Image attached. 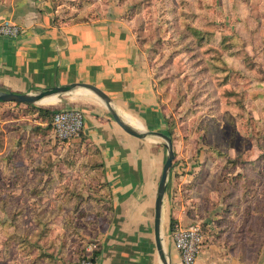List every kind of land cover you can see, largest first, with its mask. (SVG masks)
Segmentation results:
<instances>
[{"label": "rangeland", "instance_id": "obj_1", "mask_svg": "<svg viewBox=\"0 0 264 264\" xmlns=\"http://www.w3.org/2000/svg\"><path fill=\"white\" fill-rule=\"evenodd\" d=\"M125 1L154 71L174 162L192 175L186 185L192 199L205 215L214 214V226L220 212L226 213L218 221L224 224L233 211L251 212L257 245L247 252L258 259L255 264H264V0ZM194 30L204 35L202 40ZM68 96H60L55 105L33 106L62 110ZM34 120L29 118L26 131L16 138L11 163L0 164V193L20 188L45 195L37 211L25 203L22 229H6L10 214L0 212V264H75L107 221L106 213H100L106 188L95 167L98 154L80 138L60 141L52 130L35 132ZM37 212L39 221L51 223L47 232L36 229L32 216ZM193 224L206 240L208 224ZM9 233L14 240L5 244Z\"/></svg>", "mask_w": 264, "mask_h": 264}, {"label": "crops", "instance_id": "obj_2", "mask_svg": "<svg viewBox=\"0 0 264 264\" xmlns=\"http://www.w3.org/2000/svg\"><path fill=\"white\" fill-rule=\"evenodd\" d=\"M127 8L125 0H0V23L9 21L23 29L16 38L0 37V91L36 94L54 86L90 84L102 90L118 115L138 131L167 133L168 118L149 55L139 44L133 21L126 17ZM14 107L16 103L0 102V134H4L0 164L11 163V149L19 145L16 138L32 117L26 114L27 106ZM63 109L84 113L83 137L98 152L103 181L111 191L112 211L100 224L95 264H162L154 217L164 143L126 134L104 102L86 89L70 93ZM32 118L37 123L34 131L45 133L43 122ZM185 171L175 163L163 201V246L169 263L183 264L172 236L174 226L205 222L210 235L197 264H255L258 259L247 252L257 245L251 212L233 211L225 224L218 222L226 216L220 212L214 226L210 218L214 214L205 215L192 199L193 191L186 185L193 178ZM30 193L20 188L0 193V212L12 214L26 202L39 207L38 193L28 200L35 197Z\"/></svg>", "mask_w": 264, "mask_h": 264}, {"label": "water", "instance_id": "obj_3", "mask_svg": "<svg viewBox=\"0 0 264 264\" xmlns=\"http://www.w3.org/2000/svg\"><path fill=\"white\" fill-rule=\"evenodd\" d=\"M77 88H83L96 94L104 102L110 114L112 115L114 121L126 134L141 140H145L150 137H155L165 141L164 146L167 150V157L163 166V173L157 190V196L155 202L154 234H155L156 248L162 264H170L163 246L162 213H163V201L167 192L168 178L173 168V162L176 158L172 138H170L168 135H166L163 132L138 131L118 115V113L114 110V108L111 105L110 98L102 90L90 84L76 83L63 87L54 86L53 88L44 90L36 94H17L13 92L0 91V102L25 104V105H37L45 98H49V97L59 98L62 95H69Z\"/></svg>", "mask_w": 264, "mask_h": 264}, {"label": "built area", "instance_id": "obj_4", "mask_svg": "<svg viewBox=\"0 0 264 264\" xmlns=\"http://www.w3.org/2000/svg\"><path fill=\"white\" fill-rule=\"evenodd\" d=\"M22 31L21 26L9 21L0 23V37L16 38L20 36ZM52 126L56 138L60 141L79 138L85 127L84 113L78 109L59 110L53 116ZM172 236L175 247L181 254L183 264H197L205 242L201 227L197 224L186 227L176 225ZM97 249V244H91L88 246L87 252L92 254ZM76 264H95V261L90 256Z\"/></svg>", "mask_w": 264, "mask_h": 264}, {"label": "trees", "instance_id": "obj_5", "mask_svg": "<svg viewBox=\"0 0 264 264\" xmlns=\"http://www.w3.org/2000/svg\"><path fill=\"white\" fill-rule=\"evenodd\" d=\"M127 3V2H126ZM128 4V3H127ZM128 6V5H127ZM126 17L129 19V20H131V18L126 14ZM194 36L196 37V38H198L199 40H202L203 39V37H204V35L201 33V32H199L198 30H194ZM17 105H20V104H17ZM27 106V109H26V114L28 115V116H32V117H35L36 119H38V120H40L41 122H43V123H48V125H47V127L46 128H44L43 129V131H53L54 132V130H53V126H52V119H53V116L55 115V113H57L58 111H50V110H46V109H42V108H36V107H34L33 105H26ZM51 120V121H50ZM51 122V123H50ZM166 135H168L170 138H172V135H171V133L168 131L167 133H165ZM81 143L82 144H85L86 146H87V148H88V150H89V148L91 149V146H90V144H87L86 143V139H85V137H83V132L81 133ZM68 141V140H67ZM95 155L96 154H98V152L96 151L95 153H94ZM99 155V154H98ZM97 155V156H98ZM165 161H166V157H165ZM165 163V162H164ZM175 163H177V162H173V166L175 165ZM233 163V162H232ZM246 165V164H245ZM99 167L100 169L102 168V166L100 165V164H95V167ZM39 171V170H38ZM101 172H102V169H101ZM102 176H103V172H102ZM105 184H104V186H105V188H106V192L104 193V195L102 196V198H100V207H101V209H102V211L100 212V213H102L103 214V212H107L106 213V215H102V217H107V218H109V216L111 215V211H112V208L110 207V201H111V191H110V187H109V185H108V183H106V182H104ZM187 188H189L191 191H193L192 190V188L191 187H189V186H187ZM26 190H28V191H30L31 193L30 194H32V195H35V197L34 196H28V200H30V199H35L36 198V196H37V193H38V198H42V195H45V192L44 191H42V190H38V189H26ZM44 197V196H43ZM30 206V208H32V209H34L35 211H37L38 209H39V207H37V205H36V203L34 202V203H32V204H30L29 205ZM25 208H27V205H25V206H23L22 207V209H20V210H16L15 212H13L12 214H10V221L11 222H9V223H6L5 224V226L4 227H6V229H12V228H15V229H22L21 228V225H19V223H22V219H23V215H24V212H25ZM31 210V209H30ZM43 216V215H42ZM32 219L34 220V223H35V225H36V229H39V228H41L42 230H43V233H44V231H46L47 232V230H49L50 228V222L49 221H47V222H44V219L42 218V220L41 221H39V212H37L34 216H32ZM72 222V221H71ZM71 222H68V224L66 225V226H68L69 228H68V231L70 232V231H72L73 229V226L71 225ZM73 224V223H72ZM171 224H172V226H174V222H173V220H172V222H171ZM31 225H32V223H31ZM72 227V228H71ZM67 228V227H66ZM45 229V230H44ZM75 230V229H74ZM201 230H202V228H201ZM67 231V230H66ZM203 232V231H202ZM71 233V232H70ZM76 233V232H75ZM204 233V232H203ZM12 234H7L6 236H5V241H4V243L5 244H9V241L10 240H14V238L13 237H15V236H11ZM65 237V236H64ZM58 239H59V241L60 240H62V239H64L63 238V236H60V237H58ZM24 240H25V238H24ZM95 240V239H94ZM29 241V240H28ZM27 241V242H28ZM98 243V241L97 240H95V242H91V243H88L87 244V246L84 248V253H83V256H82V258H81V260L82 259H84V258H87L88 256H87V248H88V246L89 245H91V244H97ZM99 254V249H97V250H95L93 253H92V256H91V258L95 261V259H96V256ZM80 261V260H79ZM78 263V262H77ZM76 264V263H75Z\"/></svg>", "mask_w": 264, "mask_h": 264}, {"label": "bare ground", "instance_id": "obj_6", "mask_svg": "<svg viewBox=\"0 0 264 264\" xmlns=\"http://www.w3.org/2000/svg\"><path fill=\"white\" fill-rule=\"evenodd\" d=\"M58 102H59L58 97H49V98L43 99L39 104L43 106H47V105H55Z\"/></svg>", "mask_w": 264, "mask_h": 264}]
</instances>
